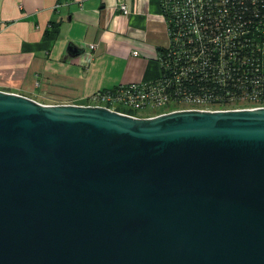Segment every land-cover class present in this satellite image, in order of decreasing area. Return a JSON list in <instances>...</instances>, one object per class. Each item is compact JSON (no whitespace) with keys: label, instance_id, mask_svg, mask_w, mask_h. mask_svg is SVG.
Wrapping results in <instances>:
<instances>
[{"label":"water","instance_id":"95a60500","mask_svg":"<svg viewBox=\"0 0 264 264\" xmlns=\"http://www.w3.org/2000/svg\"><path fill=\"white\" fill-rule=\"evenodd\" d=\"M0 264H264V106L132 116L0 89Z\"/></svg>","mask_w":264,"mask_h":264},{"label":"crops","instance_id":"0c3cea01","mask_svg":"<svg viewBox=\"0 0 264 264\" xmlns=\"http://www.w3.org/2000/svg\"><path fill=\"white\" fill-rule=\"evenodd\" d=\"M167 42L160 0H0V89L87 104L99 90L156 79Z\"/></svg>","mask_w":264,"mask_h":264},{"label":"trees","instance_id":"16d2710c","mask_svg":"<svg viewBox=\"0 0 264 264\" xmlns=\"http://www.w3.org/2000/svg\"><path fill=\"white\" fill-rule=\"evenodd\" d=\"M176 1L185 6L183 22L198 19L203 29L198 39L193 32L157 50L160 74L150 82L167 85L166 92L173 99L163 111L263 105L264 0H198L194 4ZM161 3L166 4L164 0ZM165 11L169 26L179 28L170 8ZM204 12L208 15L199 19ZM238 18L245 24L225 30L227 26L222 20L237 21ZM57 32V24L46 31L47 34ZM198 98L200 103L195 102Z\"/></svg>","mask_w":264,"mask_h":264},{"label":"built area","instance_id":"2783aa9c","mask_svg":"<svg viewBox=\"0 0 264 264\" xmlns=\"http://www.w3.org/2000/svg\"><path fill=\"white\" fill-rule=\"evenodd\" d=\"M166 4V8H170L171 12L177 17L179 28L169 26L168 22L166 21L165 15V7L161 3V11L162 16L165 21L167 27V34H168V43L175 44L178 42L182 35L195 33L197 35V39L200 38V32L202 31V21L197 20H189L183 22L186 16V9L184 4L176 0H164ZM184 1L185 4H194L195 1L198 0H181ZM119 9L123 12V14H127L129 12V7L125 3H120L118 5ZM193 8V7H192ZM194 9V8H193ZM196 12V10H194ZM220 13V8H219ZM208 14L204 12L199 19L205 18ZM222 24L227 26L225 30L230 31L233 28H237L238 26H242L245 23L238 18L237 21H223ZM95 44H91V47H94ZM204 50L201 51L203 53ZM198 55V54H195ZM160 83V82H159ZM157 83L148 82H131L127 84H120L111 89H102L95 92L89 102L86 105H98V106H105L109 109L116 110L120 113L129 114L132 116H141L138 114L139 110L147 107L157 108V107H165L168 102H172L173 99L171 96L166 92L167 85ZM196 103H200L201 99H195ZM263 105L257 106H249V107H237V108H229V109H238V108H254L260 107ZM179 109H189V108H176L173 110ZM192 109V108H190ZM196 109H207V110H223V109H209V108H197ZM171 110V111H173ZM166 112V111H165ZM164 111L162 113H165ZM169 112V111H167ZM159 114V113H157ZM157 114H152L148 116H153Z\"/></svg>","mask_w":264,"mask_h":264},{"label":"rangeland","instance_id":"374dc122","mask_svg":"<svg viewBox=\"0 0 264 264\" xmlns=\"http://www.w3.org/2000/svg\"><path fill=\"white\" fill-rule=\"evenodd\" d=\"M164 110L163 107H157V108H152V107H147L139 110L138 114L141 116H148L152 114H157V113H162Z\"/></svg>","mask_w":264,"mask_h":264}]
</instances>
